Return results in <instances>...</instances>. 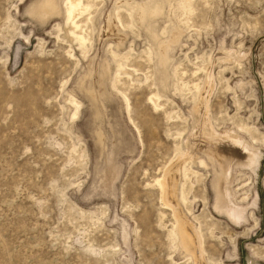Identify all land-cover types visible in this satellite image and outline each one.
<instances>
[{"label": "rangeland", "instance_id": "1", "mask_svg": "<svg viewBox=\"0 0 264 264\" xmlns=\"http://www.w3.org/2000/svg\"><path fill=\"white\" fill-rule=\"evenodd\" d=\"M49 1L0 0V264H264V0Z\"/></svg>", "mask_w": 264, "mask_h": 264}, {"label": "bare ground", "instance_id": "2", "mask_svg": "<svg viewBox=\"0 0 264 264\" xmlns=\"http://www.w3.org/2000/svg\"><path fill=\"white\" fill-rule=\"evenodd\" d=\"M189 1L187 2V0H186L187 3H189ZM53 4L54 3L50 0L47 3V5H45V8L42 9L43 10L42 13L47 14L48 11H50V6L52 8ZM65 5H66L67 23L72 28V30H71V36L72 37L75 36L76 39L80 42L81 46L83 47L86 44V40L87 39H86L85 36H83L84 34L83 35L77 34V32H79L78 31V28H80V26L78 25V22H77V18H78V16H80V15L82 16L84 13H87L88 11H90L91 8H92V5L89 4V3L88 4H84L83 3V0H66L65 1ZM185 9H186V7H185ZM187 10H188V12L189 11L191 12V7H190V9L187 8ZM187 10H185V12H187ZM132 12L134 13L133 10H132ZM187 13H184V14H187ZM145 14L146 13H143V12L142 13L141 12L139 13V15L141 17H144ZM131 17H132V13H131ZM118 22H119V20H118ZM73 28L75 29L74 31H73ZM80 31H82V30H80ZM157 106H159V105H157ZM223 139H224V137H223ZM225 139L228 141V144L230 145L229 148H231V150H232L233 153H235V154L236 153H240L241 156L246 155V156H248V159L251 158L252 155H250L251 153H250L249 147L246 146V144L241 139H239V138L237 139L235 137H232L231 135L226 136ZM184 162L185 161L182 159L180 163L177 162V163L173 164V166L171 168H169L168 170H166V171H168L167 177L166 178H163L160 181H158L157 184L161 188L162 195L165 198L164 200L167 202V205L169 207L173 208V212L175 214L176 225H175V229L173 231L171 229V231H172L171 234H170L171 237L172 238H175V239H178L179 238L178 240L180 241V243L183 246V248L190 255L194 256L197 260H199V259L202 258V255H201L202 254V243L200 242V234H198V232L195 231L191 227V225L187 222V220L181 215V212H180L179 206H178V201H177L178 200V195H180V194H182V200L185 201V192L183 191L180 194L178 192L179 191L178 187L179 188L182 187L181 184H179L178 172L181 169L180 168L181 167V164H184ZM179 200H181V199H179ZM202 238L204 239V237H202ZM203 245H205V244H203Z\"/></svg>", "mask_w": 264, "mask_h": 264}, {"label": "crops", "instance_id": "3", "mask_svg": "<svg viewBox=\"0 0 264 264\" xmlns=\"http://www.w3.org/2000/svg\"><path fill=\"white\" fill-rule=\"evenodd\" d=\"M50 11H51V6H50ZM50 11H48V13H47V14H43V17L49 16V14H50Z\"/></svg>", "mask_w": 264, "mask_h": 264}]
</instances>
